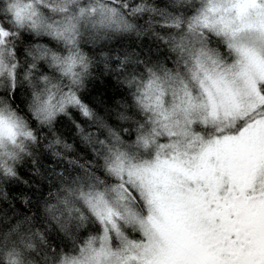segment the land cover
<instances>
[{
    "label": "snow or ice",
    "instance_id": "6c2138e0",
    "mask_svg": "<svg viewBox=\"0 0 264 264\" xmlns=\"http://www.w3.org/2000/svg\"><path fill=\"white\" fill-rule=\"evenodd\" d=\"M144 10L141 4L133 12ZM167 19V27L184 29L171 38L173 51L189 53L192 71L161 75L148 67L146 76L125 77L144 117L128 143L121 135L127 129L115 130L83 98L91 61L80 30L88 23L135 26L101 0H0V174L15 176L8 161L36 141L21 112L51 125L72 119L75 109L107 134L94 138L72 121L100 146L95 155L116 183L85 191L79 177L64 182L62 202L79 201L87 213L76 209L80 224L90 217L96 229L59 264H264V0H199L192 15ZM25 33L55 46L31 42L21 65L17 43L31 41ZM129 62L125 56L121 69ZM45 64L68 83H53L41 71ZM120 119L130 117L122 112ZM3 256L0 264H23L15 247Z\"/></svg>",
    "mask_w": 264,
    "mask_h": 264
},
{
    "label": "clouds",
    "instance_id": "9594fccd",
    "mask_svg": "<svg viewBox=\"0 0 264 264\" xmlns=\"http://www.w3.org/2000/svg\"><path fill=\"white\" fill-rule=\"evenodd\" d=\"M101 2L106 7L116 8L135 27L130 31H115L111 28L101 27L98 23L95 27L92 23H88L81 28L80 48L91 61V75L93 73L96 75L102 74L107 64V67L114 69L115 74L123 79L133 73L138 78L146 76L145 69L148 67L153 68L161 75L163 74V69H170L182 76H190L192 61L189 53L185 52L182 58L178 52L173 51L171 39L173 36L179 37L182 35L184 29L169 28L166 24L170 23V20L167 19L169 14L188 17V13L190 11L194 12L199 6L197 0H187L186 3L185 0H165L163 7L167 11H162L156 0H101ZM88 4L89 0H80V5L88 6ZM141 4L145 5V10L140 13H134L133 9ZM148 9H155V11H148ZM73 10L75 11V8ZM145 39L150 40L156 47L157 55L155 60L146 59L144 56L137 54L136 48L133 47V42H136L137 46H139ZM21 41H24V43L30 42L27 39ZM208 44L211 47L218 46L213 38L209 39ZM23 48L24 44L18 47L17 59L21 65L29 62V58L23 54ZM125 56L130 58V62L121 69L119 62L123 61ZM162 61L163 66H161ZM168 61H171V68L167 67ZM41 71L45 72L44 67ZM47 75L53 78V83L60 82L64 85L68 83L67 80H61L53 69ZM129 90L131 93L134 91V89ZM0 91H3V89H0ZM21 91L23 92V89ZM22 98L27 99L26 95L22 96ZM165 99L169 100L170 96ZM104 109V104L94 108L106 121L116 123L121 128L124 125L119 124L118 121L120 120V114L124 111L136 117L133 123L128 124L130 128L134 127L136 129L138 123L144 119L143 114H138V109L132 102V96L126 101V105L115 106V111ZM21 115L28 120L30 127L35 132L36 141H26V151L21 154L19 160L15 162L8 161L15 171V176L0 174V192H3V195L0 196V261H3V253L5 251L15 247L22 254L23 264H59L62 255L76 253L81 245L82 233L96 229V224L90 217L86 223L80 224L77 218L80 213L76 209L80 208L87 214L86 210L83 209V205L74 198L72 202L65 205L62 202L65 195L63 192L57 196L55 203H48L43 211H37L28 221L21 223L23 217L15 215L18 210L14 208L13 201L22 198L10 196L3 190L9 184L28 183L19 175L21 166L32 171L38 180L44 174L40 164L44 155L67 159L72 154L79 157L80 153L78 150L75 153L73 152L75 142L69 143L63 138L56 122L51 125H42L34 123L25 112H21ZM87 123L95 125L91 121H87ZM78 135L82 137L79 131ZM92 147L95 148L96 152L102 151L99 145L94 144ZM84 159L87 164V158ZM48 174L50 175L51 173ZM71 175L72 173H68L67 176L63 177V181L69 183ZM78 177L85 191L88 190L89 185L95 184L98 189L103 190L106 185L116 183L115 179L105 172L103 159L97 155L92 157V163ZM97 178L103 183L97 184ZM23 202L28 204L27 200ZM49 206H51L50 210H48ZM36 207L38 209L39 204ZM69 217H71L70 222ZM69 223L70 227L62 228V225L67 226ZM57 240L63 243L64 252L60 251V243H56ZM25 243L31 244V248L25 247Z\"/></svg>",
    "mask_w": 264,
    "mask_h": 264
},
{
    "label": "trees",
    "instance_id": "16d2710c",
    "mask_svg": "<svg viewBox=\"0 0 264 264\" xmlns=\"http://www.w3.org/2000/svg\"><path fill=\"white\" fill-rule=\"evenodd\" d=\"M186 2L187 0H185V3ZM156 3L160 6L162 11H167V9L163 7L165 0H156ZM197 3L199 4V0H197ZM192 14L193 12L190 11L188 16ZM7 22V18H5L3 23ZM29 36L31 37L30 42L24 43V41H19L17 43V47H20L21 44H24L25 47L33 41L41 44H48L50 47L55 46V42L50 43L49 38H37L31 33H25V37ZM213 40L216 41L215 38H213ZM59 47L62 49L63 46L60 45ZM133 47L136 48L137 54L144 56L146 59H156L157 50L155 45H153L150 40L145 39L139 46H137L136 42H133ZM161 66H163V61L161 62ZM171 66V61H168L167 67L171 68ZM44 70L45 73L48 74L52 69L48 68L45 64ZM123 81V78L118 77L115 74L114 69L104 67L102 74L96 75L93 73L86 79L85 88L81 90L83 98L94 108L104 104V110L115 111V106L126 105V101H128L131 97V92ZM10 99L14 100L17 106H19V99L12 96H10ZM123 113L129 116L130 119H120L118 123L124 125L123 129H127V131L121 132V135L126 142H130L135 139V128L128 127V124L133 123L136 117L134 115H130L127 111H124ZM73 120H75L76 123L81 124V126L88 132L93 133L94 138L99 136L100 139H104L107 135L104 130L87 123L75 109H73L72 119L63 118L56 122L63 138L69 143L75 142L73 152L75 153V151L78 150L80 156L78 157L77 155L72 154L68 156L67 159H64L63 157L44 155L40 162L41 170L44 174L41 175L38 180L33 175L32 171H29L23 166L19 168V175L23 178V180L28 181V183L25 184L23 182H19L9 184L3 191L7 192L10 196L22 198L13 201L14 208L18 210L15 215L23 217L21 223L28 221L37 211H43L47 207L48 203H55L57 196L63 193V188L65 187L64 181L61 178L62 176L64 177L67 176L68 173H72L69 177L70 183L73 179L83 174L85 169H87L92 163V157H95V151L92 147V145H94V141L93 143H89L84 140L83 137H80L75 125L72 122ZM107 122L117 131L122 129L121 127H118L116 123ZM102 132L104 133L103 135L101 134ZM84 158H87V164L85 163ZM29 167H31V165H29ZM48 173L51 174L49 175ZM37 185L39 186L37 187ZM2 195L3 192H0V196ZM24 200H27L28 204H25L23 202ZM37 204H39L38 209L36 207ZM92 234H95V230L82 233L81 244L83 240L88 237V235ZM56 243H60V251L64 252L65 248L63 243L59 240H57Z\"/></svg>",
    "mask_w": 264,
    "mask_h": 264
}]
</instances>
